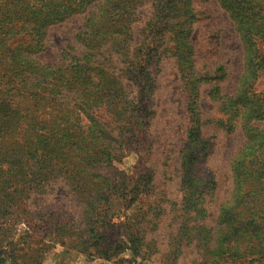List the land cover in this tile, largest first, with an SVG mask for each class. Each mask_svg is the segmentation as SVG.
I'll list each match as a JSON object with an SVG mask.
<instances>
[{
  "label": "rangeland",
  "instance_id": "obj_1",
  "mask_svg": "<svg viewBox=\"0 0 264 264\" xmlns=\"http://www.w3.org/2000/svg\"><path fill=\"white\" fill-rule=\"evenodd\" d=\"M246 1L184 0L181 11H176L183 17L181 26L172 16L162 36L147 30L154 5L153 0L143 2L133 16L129 35L137 55H146V61L151 58L149 97L141 96V86L128 80L131 69L126 65L117 68L125 100L138 104L134 116L140 122L139 134L130 141L132 127L113 131L117 138L113 151L122 153L124 147L118 142H125V155L120 153L111 164H100L98 170L88 166L87 152L58 153L59 174L41 184L32 181L39 171L35 161L43 166L44 174L53 165L51 155L30 160L26 191L41 194L31 196L26 206L17 204L0 220V253L14 254L19 264L27 256L41 264H264V64L259 66L261 61L246 47L232 10L236 5L245 7ZM253 2L262 17L252 29L264 33V0ZM98 8L95 2L81 14L47 25L43 50L34 59L43 66L69 71L73 61L90 53L79 35ZM166 12H170L169 5ZM169 15L163 16L167 19ZM177 32L190 34V46L183 56L192 61V76L179 68ZM28 42L19 35L10 46ZM253 42L264 55V43ZM147 43L154 45L148 49ZM123 51V61L129 63L128 50ZM220 66L224 67L223 79L199 80ZM216 85L220 99L213 98ZM243 86L246 89L241 90ZM3 91L0 85V100ZM196 95L198 107L193 115L189 103ZM96 97L100 95L96 93ZM57 104L53 106L60 109ZM5 109L0 105L1 114ZM38 112L41 119L50 116L43 115L45 109ZM98 112L104 116L106 111ZM87 122L85 119L82 125ZM194 126L199 131L198 148L189 143ZM33 129L21 130L32 149L36 147ZM101 132L97 129L96 134ZM79 135L75 139L78 146L86 145L88 142L78 143ZM101 136L103 140L89 142L84 150L97 152L100 160L113 141ZM51 145L56 146L54 140ZM41 147L42 151L52 149L45 144ZM128 179L135 186L125 191ZM91 198L99 202L89 206ZM191 200L201 211L189 208L182 216ZM87 208H95L92 221ZM71 241L81 244L80 248Z\"/></svg>",
  "mask_w": 264,
  "mask_h": 264
},
{
  "label": "trees",
  "instance_id": "obj_2",
  "mask_svg": "<svg viewBox=\"0 0 264 264\" xmlns=\"http://www.w3.org/2000/svg\"><path fill=\"white\" fill-rule=\"evenodd\" d=\"M144 1L105 0L104 4L100 0H0V85L4 88L3 94L5 95L0 100V105L7 107L2 114L0 112V220L7 214H11L10 209L17 204L26 206L31 196L35 193L41 194L40 191H26L30 160H43L51 155L53 165L43 170L44 174H41L43 166L35 161L39 171L38 177L33 178L32 181L41 184L44 180L46 182L48 179H54L59 174L56 173V164L60 161L58 153L69 152L65 154L70 156L72 153L87 152L88 166L92 164L98 170L100 164L107 161L111 164L112 160L121 153V151H113V147L116 146L114 141L117 139L113 136V131L122 129L124 126L133 128L128 133V139L139 134L137 127L140 122L138 117L134 116L138 104L135 105L134 102L125 100V90L117 68L126 65L127 69H131L128 73L130 76L128 80H134L138 86H141V96L145 99L149 97L153 86L147 70L151 58L146 61V55H137V50L131 47L132 36L129 35L133 16ZM95 2L99 4L98 14H92L87 19L85 30L79 35L85 46L89 47L90 53L73 61L69 71L59 67L43 66L34 59V55L43 50L47 25L51 22H61L73 14H81ZM153 5V17L147 24V30L150 33L158 31L155 35L162 36V29L164 25H168V20L172 16L178 18V26H181L183 17L176 11H181L179 6L185 5L184 0H153ZM168 5L171 13L166 12ZM241 8L245 9L240 12ZM257 8L253 0H247L245 7L236 5L232 7V10L243 41L249 50H253L254 57L261 61L258 63L260 66L264 64V55L260 48L254 47L253 40L259 39L264 43V33L262 31L254 33L251 26L261 22L260 12L255 11ZM164 14L170 15L166 19ZM184 26L185 30L186 22ZM19 35L27 37L29 42L11 47V43L16 41ZM189 35V33L186 36L180 32L175 33L176 47L180 48L177 50L179 68L182 72L192 76L190 73L192 66L189 65L192 61L190 57L183 56L186 52L185 48L190 46ZM156 42L158 48L159 42ZM152 45L154 44L147 43L145 47L150 49ZM123 50H128V56L131 57L129 63L123 61ZM250 73L253 76L255 71H250ZM224 77V67L220 66L214 74L201 75L198 78L199 80H221ZM191 80L192 77H189L188 81L191 82ZM243 89L246 87L243 86L241 90ZM96 93L100 97L97 98ZM213 98L220 99V89L217 85L213 88ZM71 102L74 106H71ZM196 102H198L197 95L195 100L189 103V112L193 115L197 113ZM54 103L60 104L61 108L54 107ZM122 104L133 109L127 111L128 109L122 107ZM235 105L236 103L232 106ZM48 107L52 109L47 111ZM41 108L45 109L43 115L50 114L49 118L41 119L39 115L37 116ZM103 109L106 112L104 116H101L99 113L102 112L98 111ZM85 119L88 122L82 125ZM2 122H5V125ZM47 125L54 128H49ZM30 126L34 128L31 135L35 141L33 145H36L34 149L29 146V141H24V136H21V130ZM85 126L88 127L87 132L83 131ZM52 129H57V131ZM97 129L103 132L97 135ZM47 130H51L49 134H39ZM190 131L189 143L193 148H198L201 144L197 134L198 128L194 126ZM78 135V143H88L79 147L75 141ZM101 135H104L106 139H113L106 147V151L100 152L103 154L101 155L102 160L99 159L97 152L84 151L90 147L89 142L103 140ZM53 140L56 146L51 145ZM44 144L51 146L52 149L42 151L41 145ZM118 145L124 147L120 156L125 155L127 143L118 142ZM59 148L63 149L59 151ZM52 155H54V160ZM133 186L135 185H131L128 179L125 183V191L133 190ZM93 202L98 203L99 201L91 198L89 206H92ZM189 208L197 213L201 211L197 208L196 202L191 200L182 216L188 213ZM94 209L87 208L86 210L90 221L94 220V215H91ZM71 244H75V248L81 246L75 241H71ZM17 260L12 253H0V264H19ZM23 262V264H41L39 259H30V256H27Z\"/></svg>",
  "mask_w": 264,
  "mask_h": 264
}]
</instances>
